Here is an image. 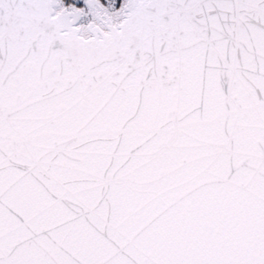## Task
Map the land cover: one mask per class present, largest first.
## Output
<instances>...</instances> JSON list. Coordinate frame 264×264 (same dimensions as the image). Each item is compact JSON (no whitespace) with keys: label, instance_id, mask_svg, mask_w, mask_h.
I'll use <instances>...</instances> for the list:
<instances>
[{"label":"snow or ice","instance_id":"obj_1","mask_svg":"<svg viewBox=\"0 0 264 264\" xmlns=\"http://www.w3.org/2000/svg\"><path fill=\"white\" fill-rule=\"evenodd\" d=\"M0 264H264V0H0Z\"/></svg>","mask_w":264,"mask_h":264}]
</instances>
